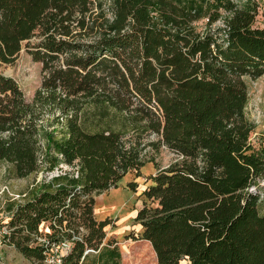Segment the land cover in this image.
<instances>
[{
    "label": "trees",
    "instance_id": "16d2710c",
    "mask_svg": "<svg viewBox=\"0 0 264 264\" xmlns=\"http://www.w3.org/2000/svg\"><path fill=\"white\" fill-rule=\"evenodd\" d=\"M108 7L110 19L102 0H0V64L24 44L42 71L30 101L0 72V162L16 178L61 163L78 172L63 170L10 199L0 243L30 264H45L64 240V264H121L117 240L103 242L110 220L96 218L95 195L128 172L141 176L151 161L156 170L141 191L149 202L133 220L157 264H264V143L252 144L244 111V77L264 74L256 7L250 0ZM45 114L62 126L60 136L40 121ZM146 145L180 158L161 167L145 157ZM127 185L135 190L137 182Z\"/></svg>",
    "mask_w": 264,
    "mask_h": 264
},
{
    "label": "rangeland",
    "instance_id": "374dc122",
    "mask_svg": "<svg viewBox=\"0 0 264 264\" xmlns=\"http://www.w3.org/2000/svg\"><path fill=\"white\" fill-rule=\"evenodd\" d=\"M243 1L245 0H240V2ZM250 1H252L256 7V24L260 26L264 25V0ZM108 6L109 0H102L104 16L110 19L111 12ZM93 10L96 11V8H93ZM201 23V21L198 22V24ZM219 24H221V21H217L213 25ZM38 40L39 36H34L30 39V42H37ZM0 72L4 75L11 76L17 82L25 99L28 101L32 99L42 78L41 63L33 60L28 51V47L24 44L13 62L0 64ZM244 78L247 84V102L244 111L248 120L253 124V130L250 133V140L254 146H258L260 143H264V74L255 78L249 76H245ZM50 120L51 115L45 114L40 121L45 124L44 126L47 130H55V135L60 136L63 130L62 126L59 123L53 125L49 122ZM60 121L63 122L64 117L63 119H60ZM45 127H41V144L44 143L42 135ZM155 138V135L152 134L144 137L143 141L147 142L148 140ZM144 152L146 158L154 157V160L157 161L160 166H166L180 158V156L164 145H161L157 152L154 151L151 146L146 145ZM59 166V168H54L51 171H46L44 168H41L37 172H33L26 177L16 178L11 175L10 171H8L7 165L4 162H0V219L5 216L6 211L4 206L10 199H21L22 193L29 194L32 188H37L43 181L50 179L56 173L63 170L73 171L75 169L65 163H61ZM131 180L137 182L135 190H132L131 187L127 185L128 181ZM146 184H148V181L145 180V176L135 177L134 172H128L124 179L119 181L116 186V188H123L122 190L125 191L126 197L130 201V207L127 209V212H134L132 216H130L129 212H125L127 213L125 217L113 215L119 212V210L121 211L124 203L121 198L117 203H111L113 208H111L109 204L103 202L102 195L108 193L110 190L111 193L115 195L113 198L115 201L116 194H119L118 192L120 191L113 190L115 187H110L109 189L95 195L94 213L96 218L103 219L108 217L110 220L105 226L106 234L103 242H106L111 238L117 240V245L121 252V264H157L155 252L153 251L151 244L139 237V225L133 220L136 210L142 205V202L145 199V197L141 195V191ZM258 184L260 187L258 207L260 212L264 213V177L260 178ZM145 200L149 202V200ZM124 222L127 223L129 228L121 232L120 228L123 226ZM48 230V223H41L40 231L45 232ZM40 237H44V235ZM0 264L30 263L19 253L14 245L8 242H2L0 243Z\"/></svg>",
    "mask_w": 264,
    "mask_h": 264
},
{
    "label": "crops",
    "instance_id": "0c3cea01",
    "mask_svg": "<svg viewBox=\"0 0 264 264\" xmlns=\"http://www.w3.org/2000/svg\"><path fill=\"white\" fill-rule=\"evenodd\" d=\"M161 167H163V166H161ZM155 167H154V164L152 163V162H146L141 168H140V171H141V173H142V175L141 176H147V175H149V174H153L154 172H155ZM127 175V174H126ZM125 175V176H126ZM124 176V177H125ZM124 177L122 178V179H124ZM121 179V180H122ZM120 180V181H121ZM123 188H113V190H120L118 193L119 194H116V198H115V201H114V194H112L111 193V190L110 191H108V193H104L103 195H102V197H103V202L105 203V204H109V206H111V208H113V206H112V204H113V202H118L119 201V199L121 198V200H122V202H124L123 203V206H122V208H121V211L119 210V212H117L116 214H113V215H115V216H121V217H125V215L129 212L130 213V216H132L133 214H134V212H132V211H128L127 212V209L130 207V201L128 200V198L126 197V193H125V191L124 190H122ZM109 197V198H108ZM109 201V202H108ZM112 203V204H111ZM125 204V205H124ZM125 212H127V213H125ZM111 213V212H110ZM99 215V214H98ZM100 216V215H99ZM129 227H128V225H127V223H125L124 222V224H123V226L120 228V231L121 232H123V231H125V230H127Z\"/></svg>",
    "mask_w": 264,
    "mask_h": 264
},
{
    "label": "built area",
    "instance_id": "2783aa9c",
    "mask_svg": "<svg viewBox=\"0 0 264 264\" xmlns=\"http://www.w3.org/2000/svg\"><path fill=\"white\" fill-rule=\"evenodd\" d=\"M74 176H77L78 172L74 169V172H71ZM58 174V173H56ZM55 174V175H56ZM21 195H24L22 193ZM8 229L5 226L0 228V234L7 233ZM70 247V241L64 240L58 244H53L50 252L47 254L45 259V264H64L61 258V254Z\"/></svg>",
    "mask_w": 264,
    "mask_h": 264
},
{
    "label": "bare ground",
    "instance_id": "6f19581e",
    "mask_svg": "<svg viewBox=\"0 0 264 264\" xmlns=\"http://www.w3.org/2000/svg\"><path fill=\"white\" fill-rule=\"evenodd\" d=\"M113 193H115V192H113ZM109 202V201H108ZM121 207V206H120ZM120 209V208H119Z\"/></svg>",
    "mask_w": 264,
    "mask_h": 264
}]
</instances>
